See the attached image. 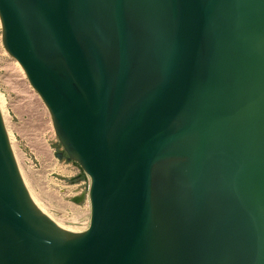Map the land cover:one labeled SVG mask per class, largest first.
I'll return each mask as SVG.
<instances>
[{
	"label": "water",
	"instance_id": "obj_1",
	"mask_svg": "<svg viewBox=\"0 0 264 264\" xmlns=\"http://www.w3.org/2000/svg\"><path fill=\"white\" fill-rule=\"evenodd\" d=\"M2 39L89 178L35 205L0 110V264H264V0H0Z\"/></svg>",
	"mask_w": 264,
	"mask_h": 264
},
{
	"label": "rangeland",
	"instance_id": "obj_2",
	"mask_svg": "<svg viewBox=\"0 0 264 264\" xmlns=\"http://www.w3.org/2000/svg\"><path fill=\"white\" fill-rule=\"evenodd\" d=\"M0 101L2 116L19 170L30 196L59 225L81 231L90 219L87 197L73 198L87 187L79 165L57 157L59 140L51 115L30 85L21 65L6 51L0 20Z\"/></svg>",
	"mask_w": 264,
	"mask_h": 264
},
{
	"label": "bare ground",
	"instance_id": "obj_3",
	"mask_svg": "<svg viewBox=\"0 0 264 264\" xmlns=\"http://www.w3.org/2000/svg\"><path fill=\"white\" fill-rule=\"evenodd\" d=\"M1 100V99H0ZM0 110H1V113H2V109H1V101H0ZM8 133V132H7ZM9 135V134H8ZM31 199L33 200V198L31 197ZM33 202L35 203V205L38 207V209L40 210V211H42L45 215H47L46 214V212L37 204V202L35 201V200H33ZM51 220H53L49 215H47ZM55 223H57L55 220H53ZM58 224V223H57ZM59 225V224H58ZM59 226H61V225H59ZM61 227H63V226H61ZM63 228H65V227H63ZM65 229H68V228H65ZM68 230H70V229H68ZM71 231V230H70Z\"/></svg>",
	"mask_w": 264,
	"mask_h": 264
},
{
	"label": "trees",
	"instance_id": "obj_4",
	"mask_svg": "<svg viewBox=\"0 0 264 264\" xmlns=\"http://www.w3.org/2000/svg\"><path fill=\"white\" fill-rule=\"evenodd\" d=\"M77 164V163H76ZM78 165V164H77ZM82 170V169H81ZM85 177V174L84 173H81V175L77 176L76 178H72L70 179V182L74 183L76 182L77 180L79 179H83Z\"/></svg>",
	"mask_w": 264,
	"mask_h": 264
},
{
	"label": "built area",
	"instance_id": "obj_5",
	"mask_svg": "<svg viewBox=\"0 0 264 264\" xmlns=\"http://www.w3.org/2000/svg\"><path fill=\"white\" fill-rule=\"evenodd\" d=\"M89 185V184H88ZM88 188V186L87 187H83L81 190H82V192L83 191H86V189ZM88 225H89V220L87 221V222H85V226L83 227V230H85L87 227H88ZM83 230H81V231H83Z\"/></svg>",
	"mask_w": 264,
	"mask_h": 264
},
{
	"label": "flooded vegetation",
	"instance_id": "obj_6",
	"mask_svg": "<svg viewBox=\"0 0 264 264\" xmlns=\"http://www.w3.org/2000/svg\"><path fill=\"white\" fill-rule=\"evenodd\" d=\"M65 156V153H64V155H63V157Z\"/></svg>",
	"mask_w": 264,
	"mask_h": 264
}]
</instances>
